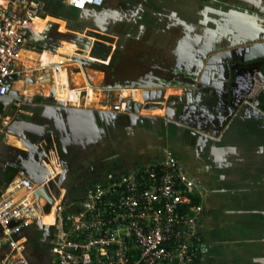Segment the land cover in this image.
<instances>
[{
	"label": "crops",
	"instance_id": "crops-1",
	"mask_svg": "<svg viewBox=\"0 0 264 264\" xmlns=\"http://www.w3.org/2000/svg\"><path fill=\"white\" fill-rule=\"evenodd\" d=\"M52 4L55 9L49 10ZM244 4L243 0L239 1L238 7L231 6V0H104L100 8L89 7L82 12H75L61 0H46L45 15L28 25L33 31L27 35V40L43 39L40 34L49 31L50 27H55L59 34L87 39L83 44L87 46L86 49H78L74 43L69 42L61 44L60 48L52 52L68 58L70 62L67 64L72 68L76 63L71 60L72 56L82 57L85 62L78 70L73 68L71 76L66 70V86L63 84V102L68 104L66 108L55 109L53 102L50 105L43 102L37 97L39 92H35V82L25 83L29 79L24 81V92L34 96L23 98V104L28 105V108L20 111L21 118L9 116L6 111H2V107L17 106L13 102L21 100L22 95L16 84L11 86V91L15 93L10 92V97L5 95L0 99V115L10 119L6 137L0 143V192L8 187L19 170H24L31 177L23 168L21 159L28 153L27 145L33 146L36 135H43L44 128H47L46 122L38 126L35 116L54 122L55 135L64 139L67 148L75 145L76 154L81 158L91 153L97 154V145L102 144V141L107 146L106 152H120L117 157L120 162L112 169V175L124 174L136 167L159 161L163 151L170 150L188 174L201 183L199 204L202 213L198 217L197 229L198 242L203 249L198 264H264V113L254 105V100L258 101L256 95L260 87H253L249 94L251 104L249 107L241 105L230 126L220 131L207 129L209 136L216 133L212 139L203 133L194 132L199 128L197 124H193V131H183L180 125L169 124L165 116L167 98L172 96L178 99L182 96L179 87H169L176 83L172 75L181 74L186 69L192 71L201 50L207 46L208 35L216 30L214 26L219 23L237 26L242 31L239 40L243 41L252 33L257 39L264 36V20L259 14L244 10ZM128 39L138 42L142 57L147 58L146 66L152 69L150 85L156 87L168 83L164 91L163 107L145 109L150 113H144V108H141L138 115L144 119L130 124L123 123L120 128L114 127L103 137L95 131L96 137L93 138L88 132V111L122 113L113 112L109 108L112 105V92L120 95L122 89H141L132 82L125 85L114 83V91H105L108 86L102 87L101 83L89 81L90 71L102 74L103 69L109 72L111 55L117 49L123 52V43ZM27 40L24 41L26 48L20 58L31 77L30 69L38 67L42 61L40 54L44 51L32 48ZM119 40L122 44L118 48L113 47V43L117 45ZM102 48L107 55L102 54ZM121 56L129 55L122 53ZM51 66L54 72L60 69L62 63L57 61ZM47 68H40V71H50ZM86 85L92 86L101 96L103 94V99L96 104L98 106H89L90 103L85 101ZM123 100L131 101L129 98ZM155 110H162L163 114L152 113ZM45 114H49L48 117ZM73 141L76 143L73 144ZM40 144L38 147H41ZM46 167L53 177L52 167ZM62 191L64 195L63 188ZM32 227L24 231L27 239ZM39 232L43 237L42 232ZM28 250H31L29 245L26 247V255L34 252Z\"/></svg>",
	"mask_w": 264,
	"mask_h": 264
},
{
	"label": "built area",
	"instance_id": "built-area-1",
	"mask_svg": "<svg viewBox=\"0 0 264 264\" xmlns=\"http://www.w3.org/2000/svg\"><path fill=\"white\" fill-rule=\"evenodd\" d=\"M61 1L75 12L104 4V0ZM0 2L1 99L17 81L33 79V69L29 77L20 54L33 31L28 25L45 15L46 0ZM50 85L46 97L58 101L54 93L50 96L54 83ZM124 108L120 96L111 105L113 112ZM9 123V117L0 115V143ZM59 172L51 177L48 170L44 183L52 205L35 197L38 187L24 170L0 192V264H31L24 231L37 222L46 226L40 215H48L53 208L47 264H193L196 252L202 251L197 229L202 206L193 203L200 199L201 183L170 150H164L159 161L95 180L77 204H68L64 210L50 189L52 184L57 187Z\"/></svg>",
	"mask_w": 264,
	"mask_h": 264
},
{
	"label": "flooded vegetation",
	"instance_id": "flooded-vegetation-1",
	"mask_svg": "<svg viewBox=\"0 0 264 264\" xmlns=\"http://www.w3.org/2000/svg\"><path fill=\"white\" fill-rule=\"evenodd\" d=\"M239 1L240 0H231V2H233V5H231V6H234V7L237 6L238 7ZM243 1H245V4L242 5L244 10H247V11L249 10L252 13L259 14L260 18L264 20V0H243ZM123 28H124V26H123ZM119 29H120V27H119ZM247 38L248 39H246L244 41L246 43H249L251 38L257 39L258 37L255 38V36H252L249 34L247 36ZM260 38L261 39H258V40H259V42L262 43V46H260V47L258 46L259 48H257L255 53H253L254 55L250 54V50L247 53L248 48H250L251 45H245L244 48L241 47V48H235L232 50H228L227 52L224 53V55H226V56H224V58H222V57L218 58L217 62L220 63V77H221L220 79H221V81L213 80L211 78V76L202 78V80L208 85H204L201 88V90H202L201 92H205V93L214 92L216 94L220 93L222 95L223 92L225 93L226 85L231 84V86H232L231 93L233 95L234 103L236 104V106L238 104L244 102V100L249 97V94L251 93L250 91H252V89L255 85L259 86L260 87L259 90H263V92L261 94H264V36H261ZM48 40H51V38L46 37L45 40H38V41H36L34 39H30V40H27L28 41L27 44L34 49H38L39 47H37V46L39 44H41L42 42H48ZM127 43H132L131 45H129L128 49L130 48V49H133L134 51L139 50L138 52L141 55L140 56L138 54V56H140L139 65L138 64L137 65H135V64L128 65L127 64V58L129 56L134 58L135 53H128L127 55H129V56H126V57L121 56L122 53L125 54V47H126ZM121 44L122 43L119 40L117 42L116 47L118 48ZM138 44H139L138 42L132 41L131 39L130 40L128 39L127 41H125L123 43V46H124L123 52L122 51L118 52V49L116 48L117 50L115 51V53H113V55H111L112 57L109 59V63H110L109 69L110 70H108V71L111 72L114 70L113 75L116 79L122 80V78H124V80L122 82L121 81H115L116 83H119L120 85H125V84H129V83L131 84L133 82L138 87H143L144 85L151 86L149 81L151 78L150 75L152 73V69H151V67L146 66L147 58L145 56L142 57V49L138 48ZM134 46H137V48H135ZM103 52H104V50L102 48V54H103ZM217 57H219V56H217ZM250 60H252V61L250 63H248V61H250ZM238 62H242V63L240 64ZM71 68H72V66L68 67V69H67L68 74L71 73L70 72ZM230 68H232L234 71L237 72V79L235 80V82H232V83L229 80V78H230L229 72L232 71ZM68 74H67V78H68V82H69L68 85L70 87V80H69ZM70 76H71V74H70ZM88 77H89V81L94 82V79L99 80V78L101 77V74L90 71L88 74ZM171 78H174V77H171ZM40 79H41L40 81L43 82V83H41V85H43L47 80V78L45 79L44 77H40ZM59 79H60V76L56 74L55 79H54V87H53L54 88V95H57V97H59V100L65 101L64 87H63V85H60ZM71 80H72V77H71ZM174 81L176 83L170 84L169 87H179V89H181V84L183 81L178 80L177 77H175ZM71 82L74 83L73 80ZM16 85L18 87L19 92H21L23 95V93H24V82L23 81H21V82L17 81ZM212 85H214V86H212ZM158 86H161L160 91H163V93H164L166 87L168 86V83H161V84H158ZM45 87L40 86L38 89H36L35 92H39V93H42L43 95L47 96L49 88H45ZM87 87H88V85H87ZM87 90H88V94H87L88 100L92 101L94 103L98 102L99 101V97L97 94L98 92L94 91L93 88H88ZM10 91H11V88L10 89L8 88L7 93H6L7 97H10L9 96ZM134 91L138 92V90H134ZM258 91H257V95H256L257 98H259V96L261 95V94H258ZM93 94H95V96H96L95 99H93ZM134 94L132 95L131 92H124V94L122 93V98L123 99H127L129 97L132 98L134 96ZM163 96H164V94H163ZM174 100H177V99L175 97H172V96L167 98L166 108L170 107V105L172 104V102ZM50 101L45 102V103L50 105ZM163 102H164V98L159 102L153 101V102H146V103H143V104L140 103V104L142 105V108H144V109H147L150 107L161 109L163 107ZM133 103H135V102H133ZM7 106L8 105H6L5 107H2V111H6L7 114H9V116H15L16 115L15 118H17L18 116L20 118L22 117L20 110L16 109V105H11L10 108H7ZM89 106H92V104H89ZM158 111L155 110L153 112L158 113V114L163 113V111L162 112H158ZM110 113H112V112L106 111V112H102V114L98 113V112L90 114V116H89L90 130L88 132L93 138L96 137L95 131L97 132V134H99V133H100V135L102 134V137H103V136H107L108 133L111 132V130L114 127L120 128L123 123L130 124L132 122L128 117H120L119 119H116ZM45 115H46L45 117H48L49 114H45ZM45 122L47 124L48 129L49 128L55 129L56 124L54 122L51 123L47 119L45 120ZM18 127L20 129V126H18ZM49 137L52 140V143H49V146H46L45 149L38 150V147L28 145L29 146L28 153L24 159H21V164H22L23 168L30 175L35 174L33 172V169H34V166L32 163L33 158L36 160H39L42 163V165L46 168L45 164H46V162L49 161L51 156L54 159H57V161L59 160L62 163H65V162L70 161L73 157H75L77 155L76 151H75V145H72V146L70 145V147L67 148V145L64 142V139L58 137L55 134L52 135V133H50ZM74 142L76 143V141H73V144H74ZM28 143L30 144L29 141H28ZM54 143L58 144V149L55 147ZM59 168H60L59 170L62 173L59 172V174L56 177H58V176L64 177L63 171L65 169H63L62 166L61 167L59 166ZM56 188L58 189V191L61 190V188H58V186ZM40 218L42 220L41 215H40ZM43 239L46 241L47 238L45 239L43 236Z\"/></svg>",
	"mask_w": 264,
	"mask_h": 264
},
{
	"label": "water",
	"instance_id": "water-1",
	"mask_svg": "<svg viewBox=\"0 0 264 264\" xmlns=\"http://www.w3.org/2000/svg\"><path fill=\"white\" fill-rule=\"evenodd\" d=\"M218 22H220L218 20ZM215 27V31L212 34H209V40L206 42V45L202 50L201 54H199V58L197 61V65L192 69V71H183L181 74L172 75L173 77H178V79H183L181 84L182 89V96L177 100H174L170 107L165 109L166 111V119L169 124L175 126H181L183 131H193V124L198 125V129H195L194 132L203 133L205 136H208V139H212L216 137V133L209 136L207 129H211L214 131H220L225 126H230L232 122L236 119L240 107L246 106L249 107L251 104V98H246L244 102L238 104L234 103L233 95L231 93L232 86L231 84L226 85L225 93L221 95L220 93L216 94L214 92H201V88L206 84L202 78L211 76L213 80L221 81L220 77V63L217 62L218 58H224V53L228 50H232L235 48H244L245 45H251L248 48L247 53L250 50V54L254 55L253 53L256 52L257 48L262 46V43L259 42L258 39H252L249 43H246L243 40H239L241 37V29L237 26L232 27L228 23H219ZM252 36L253 33L251 34ZM74 43L78 49H86L87 46H84L83 43L87 42V39H83L78 36L72 37ZM257 38V36L255 37ZM232 39V40H231ZM259 46V47H258ZM82 47V48H80ZM247 48V47H246ZM52 51V50H51ZM54 52V51H52ZM221 55V56H220ZM219 56V57H217ZM72 61L78 63L80 67L84 64L85 59L79 56H72ZM252 60L248 61L250 63ZM87 62H91L88 61ZM242 63V62H238ZM230 82H235L237 79V72L230 68ZM208 81V80H207ZM214 86V85H212ZM216 87V86H215ZM109 90H113L114 87L109 86L107 87ZM10 89V88H9ZM161 86H146L144 85L141 87V97L143 103L146 102H159L163 99V91H160ZM15 93L14 91H10ZM251 92V91H250ZM263 90H259L258 94H261ZM54 91H50V96H53ZM249 93V92H248ZM247 95V94H246ZM259 96V95H258ZM37 97H40L42 101L48 102L51 99L49 97H42L39 94ZM19 102H13V104L21 105L23 104V98H20ZM255 102L256 99L254 100ZM55 109H62L66 108L68 104L61 101H52ZM51 102V103H52ZM242 105V106H241ZM28 107V105H26ZM142 108V105L139 103H133L131 101H125V108L122 113H110L116 119L120 117H128L131 121L141 120L144 119L138 115V112ZM87 113V112H86ZM89 114L95 113L93 111H88ZM191 118V120H188ZM191 122V123H189ZM227 128V127H226ZM211 132V131H210ZM20 138V137H19ZM25 145V143L22 141ZM28 146V145H27ZM33 146L38 147L37 144ZM33 172L34 175H31V179L33 183L38 187V190L35 193V197L44 198L48 204L52 205L53 201L47 195L45 191V180L46 175L48 174V170L42 165L39 160L33 158ZM37 228L42 232L44 238H48L51 235V227L49 226H42L40 223H36ZM264 262V261H263Z\"/></svg>",
	"mask_w": 264,
	"mask_h": 264
},
{
	"label": "rangeland",
	"instance_id": "rangeland-1",
	"mask_svg": "<svg viewBox=\"0 0 264 264\" xmlns=\"http://www.w3.org/2000/svg\"><path fill=\"white\" fill-rule=\"evenodd\" d=\"M54 7H55V5L52 4L49 7V10L55 9ZM43 32H44V34L38 33V34H40V36L43 37V39H41V40H45L46 36L50 37L51 40H48V42H42L41 44H39L37 46V47H39L38 49H43V51H44V52L41 51V52H43L42 54H40V56H41L40 60L42 59V61L39 62L40 64L38 65V67L44 68V67L48 66L49 68H47L46 70H50L52 75H53V66H51V65H53L57 61L61 62L62 66L60 67L59 70L55 71L54 79H55L56 74L59 75L60 76V79H59L60 85L64 84L66 86L65 75H66V70L68 69V67H70L67 64L70 62V60L66 57L52 53V51H56L58 48H60L61 44H63V43H69V42L73 41V38L70 35L67 36V35L56 33L55 27L54 28L50 27L49 31H43ZM131 44L132 43H127V45L125 47V54L135 53V57L132 58L131 56H129L127 58V64L128 65H133V64L139 65V58H140V56H138V54L140 55V53L138 52L139 50L134 51L133 49H130V48L128 49L129 45H131ZM114 46L116 47L115 43H113V47ZM134 47L137 48V46H134ZM138 48L140 49V47H138ZM34 51L38 52L36 50H34ZM104 53L105 52H103V54ZM46 57H48V58H46ZM44 58H46V59L43 60ZM73 68H76V69L80 68V65H77V63H75ZM73 68L71 69V71L73 70ZM32 69H33L32 70L33 71V79L30 81H25L26 84L27 83H34V82H36V77L38 78L40 75L42 76L41 71H37L38 69H34V68H32ZM43 72L45 73V71H43ZM92 72H94V71H92ZM113 74H114V70L111 72H105L102 69L101 77L99 78V80L94 79L93 83L94 84H100L101 83L102 87L103 86L109 87V86H112L114 83H116L115 81H121L122 82L124 80V78H122V80L116 79ZM118 85L119 84H117V86ZM85 88L86 89L88 88L87 85ZM30 90L31 89H30V84H29L28 85V91H30ZM130 90L131 91H134V90L141 91V89H126V90L122 89V90H120V95L122 96V93L124 94V92H130ZM134 93L135 92H133L132 95ZM19 94L22 95L21 92H19ZM37 94H41V93H37ZM97 94H98L99 100L101 101L103 99V94H102V96L100 95V93H97ZM112 94H113V97H112V104H113L118 100V97L120 95H117L118 94L117 92H112ZM41 95H42V97H46L43 94H41ZM21 97L24 98L23 95ZM55 97H57V95H55ZM35 98H37V97H35ZM35 98H33L34 99L33 102L35 101ZM56 99H59V97H57ZM129 99H131V101H134V99H132L131 97H129ZM76 100H77V98H76ZM106 100H104V101H106ZM36 101H37V99H36ZM142 102L143 101L141 100L140 103H142ZM97 103L98 102H96L94 105H96ZM94 105H92V106H94ZM96 106H98V105H96ZM27 108L28 107H26V104H21V105L16 106V109L20 110V111H23V110L26 111ZM109 108H111V107H109ZM143 110H144L143 111L144 113H150V111H147L145 109H143ZM35 120L38 123L37 125L40 127L45 124L44 123L45 121L40 117L35 116ZM44 129L45 130H44L43 135H40V136L36 135L34 142H33L34 144H37V145L40 144V142L42 140H43V142H45V144H43V142H41V144H40L41 148L38 147V150L45 149L46 146H49V143H52V140L49 137L50 133H52V135L57 133L56 131H53L52 128H49V129L44 128ZM54 144H55V147L58 149V144L57 143H54ZM105 147H107V146H105L103 144V141H102V144L97 145V148L99 149L96 151L97 154L91 153L86 158H81L79 155H76L70 161L65 162V163H62L59 160L57 161V159H54L51 156L49 161L46 162L47 166L52 167L51 170H52V172H54V174L59 172V166L60 167L62 166L63 169H65L63 171L64 177L58 176L55 179V182H56L58 188H61V189L63 188L65 190V193H64V196H63V199L61 202H60V200H61L63 191L62 192L58 191V189L56 188V186L54 184H52L50 186V189L52 190V195L56 199V202L57 203L59 202L58 204L61 205L62 210H64L65 207L68 205V201H66L65 198L69 201L76 200V199L80 198L82 195L85 194L86 190L90 187V185L92 184L93 181L97 180L99 177H100L99 179L105 178V176L112 173V171H113L112 169L115 168V165H118L117 163H119L120 160L117 157H118V154L120 152L115 153L113 150H110V152H106ZM59 193H60V196H59L60 198H57ZM53 221H54V208L48 215H42V223L44 225H51L53 223ZM41 244H42V248H40L41 252L39 254L38 260L36 261V264H47L48 258H47V254L45 252L46 251L45 248H46V245H48V241H45L43 239V237H41ZM27 245H29V248H31V250H32L31 244H27ZM31 250H28V251H31Z\"/></svg>",
	"mask_w": 264,
	"mask_h": 264
},
{
	"label": "trees",
	"instance_id": "trees-1",
	"mask_svg": "<svg viewBox=\"0 0 264 264\" xmlns=\"http://www.w3.org/2000/svg\"><path fill=\"white\" fill-rule=\"evenodd\" d=\"M36 50L40 51L41 49H36ZM84 93L86 94V97H87L88 90H85ZM86 97H85V101H88L92 105L95 104L94 102L89 101L88 98H86ZM95 97H96L95 94H93V99H95ZM50 102H52V101H50ZM258 107L264 113V94H261L259 96V98H258ZM82 197H83V195L80 198L76 199V200L69 201L66 198H65V200L68 201V204H77L82 199ZM193 203L198 204L199 200L198 199H194ZM41 237L42 236H41V234H40V232H39L37 227L34 226V227H32L30 229V234H29V237H28L27 240H28V244H31L32 250H34V252H31V254L28 253L26 256H27V258H28V260L30 261L31 264H35L34 261L38 260L39 254L41 252L40 251V248H42ZM200 254H201V252H199V251L196 252L193 264H198Z\"/></svg>",
	"mask_w": 264,
	"mask_h": 264
},
{
	"label": "bare ground",
	"instance_id": "bare-ground-1",
	"mask_svg": "<svg viewBox=\"0 0 264 264\" xmlns=\"http://www.w3.org/2000/svg\"><path fill=\"white\" fill-rule=\"evenodd\" d=\"M0 3H2V2H0ZM29 76V75H28ZM42 77V76H41ZM45 79L47 78V80H46V82L43 84V85H41V83H43L42 81H40L41 79L39 78V79H36V82H35V87H34V89H35V91H36V89H38L40 86H46L45 88H49L51 85H50V82H52V74H51V71H45V74H44V76H43ZM17 83V82H16ZM15 83V84H16ZM88 88H92V86H90V85H88ZM131 93H133V92H135V91H130ZM171 93V92H170ZM24 95V98H29L30 99V97H33L34 96V94H29V93H23ZM134 97V98H133ZM132 97V99H134V101H136V102H139L140 103V101L142 100V97H141V91H139L138 90V92H135V94H134V96ZM58 101H61V100H58ZM61 102H63V101H61ZM142 104H143V102H142ZM158 112H162V110H159ZM154 113V112H153ZM163 114V113H162ZM57 203V202H56ZM53 210V209H52ZM51 210V211H52ZM46 226H50V225H46Z\"/></svg>",
	"mask_w": 264,
	"mask_h": 264
}]
</instances>
